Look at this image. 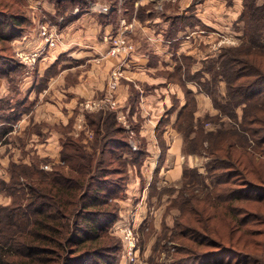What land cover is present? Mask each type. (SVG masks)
<instances>
[{
    "label": "trees",
    "instance_id": "obj_1",
    "mask_svg": "<svg viewBox=\"0 0 264 264\" xmlns=\"http://www.w3.org/2000/svg\"><path fill=\"white\" fill-rule=\"evenodd\" d=\"M48 1L56 8L50 18L63 28L84 14L94 0ZM124 2L133 4L131 0ZM22 4V0L0 2V81L14 83L16 90L25 64L16 55L13 42L29 31L33 20L28 10H22ZM169 20L168 39L186 26L194 27L191 17L172 16ZM237 21L243 24L239 44L224 47L203 61L202 72L209 75L207 79L181 77L191 72L194 58L188 56L178 59L170 75L185 90L186 104L176 122L184 136L182 152L209 158L206 175L196 167L184 168L177 205L180 216L170 235L181 244L177 253L182 255L170 264H231L224 262V255L237 252L244 256L226 245L229 242L225 244L218 222L226 217L233 221L242 210L252 213L251 194L264 191L252 180L251 153L254 136L264 134V0H243ZM183 78L196 82L198 90L211 98L217 115L196 119V98ZM222 83L225 93L220 91ZM3 102L0 99V138L24 110L21 100L15 104L5 101L6 107ZM86 118L95 131L92 151L87 150L82 138L68 136L63 141L60 163L51 169L10 163L11 179L2 182L12 203L0 204V264H118L121 245L113 244L114 237L109 236L110 226L119 216L115 200L126 192L130 163L139 166L147 152L141 146L133 147L114 112L87 113ZM165 119L163 124L169 117ZM206 123L216 128L208 130ZM263 142L257 139L258 144ZM236 179H243L242 183ZM195 190L202 194L198 196ZM236 201L242 205L236 207Z\"/></svg>",
    "mask_w": 264,
    "mask_h": 264
},
{
    "label": "crops",
    "instance_id": "obj_2",
    "mask_svg": "<svg viewBox=\"0 0 264 264\" xmlns=\"http://www.w3.org/2000/svg\"><path fill=\"white\" fill-rule=\"evenodd\" d=\"M144 3L140 4V1L136 0L133 7L135 4L139 6ZM41 7V10L48 14V21L53 23L50 17L56 13L54 3L45 1ZM130 10L131 7L125 5V2L123 4V0L90 1L89 9L84 14L59 28L62 39L56 46L46 45L38 31L37 20L27 33L14 41L16 55L25 64L16 90V93L19 91L18 98L24 103V110L17 121L10 123V131L0 138V156L2 152L3 164L19 162L38 165L36 160L33 161L29 157L30 154L25 152V149L21 151V148L18 150L21 151V160L14 159L13 156L9 159L12 145L9 150L3 144L11 141L10 138L21 129L27 131V134L29 132L28 135L34 139L40 140L35 149L36 153L41 154L39 159L43 168L50 169L51 165L60 163L63 141L68 136L82 138L83 141V133H80L79 137L77 134L81 123L84 127L89 126L86 114L104 112L102 109L90 111L84 108V103L106 97L110 90L112 72L120 71L119 85L113 93L117 107L109 108L108 112H114L117 120L127 129L131 143L136 139L146 150L147 155L139 168L150 165L151 151L158 153L155 163L159 162L163 169L166 168L164 174L167 178L170 176L173 180H181L186 166L195 167L194 155L186 156L182 152L184 136L176 125L179 111L186 104L185 92L178 82L170 79V73L175 71L181 57L198 58L201 62L215 56V49H210L211 52L199 49V53L194 50L199 26H186L168 39L166 34L170 17L152 14L135 17L129 13ZM40 14L37 11L33 16L40 18ZM197 18L201 23L211 24L204 17ZM123 34L127 42L134 46L133 50L111 54L112 38ZM216 34L220 33L210 34L211 38ZM137 36L139 40L136 39ZM230 36L233 34L226 37ZM213 46L215 47V44L208 47ZM22 51L36 54L37 62H26L21 57ZM194 65L193 63L191 66L193 73L200 68L195 69ZM186 85L194 92L196 98L197 120L201 119V112L205 115L218 113L211 98L198 90L196 82L186 80ZM173 88L177 90L171 91ZM171 92L174 94L171 95ZM1 96L3 95H0V98ZM168 97H175L171 104L168 103ZM167 117L168 122L163 124L162 119ZM53 118L57 121L52 124ZM1 125L3 123H0ZM20 146L22 147L21 144ZM133 147L139 148L136 145ZM157 171L159 179V170ZM162 173L163 171L160 174Z\"/></svg>",
    "mask_w": 264,
    "mask_h": 264
},
{
    "label": "rangeland",
    "instance_id": "obj_3",
    "mask_svg": "<svg viewBox=\"0 0 264 264\" xmlns=\"http://www.w3.org/2000/svg\"><path fill=\"white\" fill-rule=\"evenodd\" d=\"M1 1L13 0H0V2ZM24 1L22 0V10H28L30 17L33 19L32 25H34V22L37 20L36 23L38 31L41 35V25L48 21L47 17H49L47 16L48 14L44 13L45 10H41V5L45 1L48 2V0ZM124 1L128 0H123V4ZM131 1H133V4L130 5L131 10L129 13L135 17H142L150 14L165 18L172 16L185 18L191 17V21L194 23L193 26H199V36L197 37L196 43L197 45L196 48H194V50H196L198 53L200 50L211 52L210 49H215V52L213 53L217 55L224 47L238 45L240 42L239 38L241 35H243V24L238 23L237 21L241 11L243 10V0H138L140 1V4L143 2L145 3L139 6H136L137 4H135V7H133V5L136 0ZM37 11L41 13L40 18L33 16V13L36 14ZM197 16L206 18L211 24H205L202 22L204 24L203 25ZM168 23L170 26L169 21ZM49 24L52 26L55 24V22H49ZM56 26L59 30L58 25ZM188 28L194 27H190L189 25ZM214 32H219L220 34L214 35V38L212 39L210 34H213ZM58 34L60 38L58 41L59 43L62 39V36L60 35V31H58ZM231 34H233V36H230L229 38L226 37L227 35L229 36ZM41 37L43 36L41 35ZM136 39L139 40V36H137ZM213 40L215 41L213 42ZM127 44L134 48L130 42H127ZM210 44H215V47H208ZM13 45V48H15L14 42ZM111 50L112 48L110 49V53ZM21 53L22 59H24L26 62H37L36 54H27L23 51ZM193 63L195 64V69L200 67L198 70L194 71L195 74L192 75V70H190V74L187 73L185 76V74L183 75L182 73L181 77L184 76L187 79L188 77H194L199 79V81H204L207 79L209 75L205 72H202V69L205 67V63L203 61H198V58H194ZM198 72H202V74L199 76L197 74ZM166 75H169V73H166ZM173 76L176 78L175 75ZM192 85L195 86V84ZM14 87V83L10 84L3 82V80L0 81V95H3L0 99L4 102H9V104L17 103L20 100L17 94L19 91L16 93V89ZM109 89V94L106 97L99 100H89V102H87L90 103L89 108L86 107L87 103H84V108L89 109L90 111L102 109L104 114L108 112L109 108H116L117 103L113 98V93L117 88ZM176 90V88H173L171 91ZM220 91L225 93L226 88L224 83H222ZM173 94L174 93L171 92V95ZM172 99H175V97ZM172 99L171 97H168L169 104L173 102ZM4 102L2 105L6 107L7 103ZM110 102H115L116 105L111 106ZM92 104L93 106H91ZM211 107L212 106H210V108ZM188 109H192V107L189 106ZM239 114H242L241 110H239ZM204 115V112H201L199 115L201 118L200 120H203L206 117V115ZM210 115V117H213L217 115V112ZM208 119L212 121L214 118ZM55 121H57L56 118L51 119L52 124ZM225 121L227 122L228 120L225 119ZM85 127L81 123V125H79V131L78 127L76 128V131H78L77 136L79 137L81 136L80 133H83L84 136L82 143L85 145L88 151H92V144L95 140V131L94 128L90 126L86 125ZM205 128L210 130L215 129L216 126H214L212 123H206ZM41 131L38 130V132ZM28 134L27 131L25 132L21 129L17 134H15L14 137L10 138L11 141L9 140L7 144H3L6 145L8 149L9 146L12 145V151H10L9 159H11L13 156L14 159L21 160V151L25 149V152L30 154L29 157H31L33 161L36 160V164H38L37 166L43 168V164L40 162L41 159H39L41 154L36 153L37 151L35 149V145L39 143L40 140L34 139L33 136ZM259 138L264 139V134H257L254 136V149L251 151L254 160V179L252 180L254 181V185L256 184L264 187V142L258 144L257 139ZM135 140L136 139H133L132 144L136 145V147H139V141ZM24 142H27V144ZM23 143L27 146L24 147ZM20 144L23 148L20 146ZM20 148L21 151L18 152ZM6 152L7 151H5L4 154H6ZM27 153H25V155H27ZM150 154V165H147L145 168L141 169L138 165L130 163L127 169L129 178L125 179V181L128 183L126 192L121 193L119 198H117V201L115 200L118 207L119 216L118 220L110 226L109 236L114 237V240L111 241L113 244L118 243L121 245V249L117 253L118 264H170L171 262L176 261L182 255L177 253L178 248H181V244H179L178 241L171 239L170 235L172 230H176V219L180 216V211L178 208L179 206L177 205L179 203L178 200L181 198L180 194L183 190V183L180 179L173 180L170 176L167 178L164 174L166 173V168L163 169L159 162L157 164L155 163L158 153L156 154L155 152L151 151ZM1 157L2 152L0 156V204L9 205L12 203V197L8 195L6 191H4L2 188V182L9 181L11 179V167L10 164H3L4 161L2 163ZM128 157L131 159V156ZM193 158H195V162L193 163L198 169L199 173L206 175V164L209 161V158L204 154L198 157L194 155ZM117 165H120V162H117ZM120 166L122 167V165ZM44 168L47 170L49 169L46 167ZM157 169L159 170V179ZM162 171L163 173L160 174ZM140 177L142 179H139ZM236 180L241 184V180L243 179ZM147 182L149 183L148 185L146 184ZM238 185H232V187H239ZM194 193H197L198 196L202 194V192L199 190H195ZM251 195L253 196L252 199L254 200L252 213H243L242 210L235 214L233 221L231 217H226L224 219L220 218L221 220L218 222V228L220 233L224 235L225 244L226 242H229L226 245H228L231 249L233 248L234 251H239V254L242 253L241 255H244L242 257L238 256L237 252L230 253L228 256H226V254L223 256V259H225L224 262L231 264H264V191L260 192L254 190L253 194ZM234 205L236 207H240L242 204L236 201ZM231 241L235 242V244H230ZM183 261L186 263L188 260ZM208 261L209 260H207V262ZM204 264H206V262Z\"/></svg>",
    "mask_w": 264,
    "mask_h": 264
},
{
    "label": "built area",
    "instance_id": "obj_4",
    "mask_svg": "<svg viewBox=\"0 0 264 264\" xmlns=\"http://www.w3.org/2000/svg\"><path fill=\"white\" fill-rule=\"evenodd\" d=\"M41 30H42L41 35L43 36L42 38L48 47H54L58 44V41L60 38H59V34H58V28L55 24L50 26L49 22L46 21L41 25ZM112 43H113V46H112L111 53L113 55H117L118 53H121V52L127 51V50H131L133 48L131 45L127 44L126 39L124 38V34L122 36H119V37H113ZM128 48H130V49H128ZM120 76H121L120 71H114L112 73V78H111V81L109 83V86L111 89L117 88ZM89 104L90 103L86 104L87 108H89ZM110 104H111V106L116 105L115 102H110ZM91 106H93V104Z\"/></svg>",
    "mask_w": 264,
    "mask_h": 264
}]
</instances>
